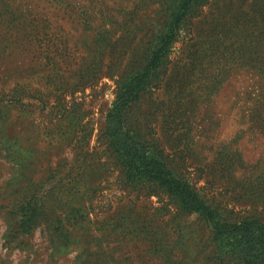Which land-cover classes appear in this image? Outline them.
<instances>
[{
    "label": "rangeland",
    "instance_id": "obj_1",
    "mask_svg": "<svg viewBox=\"0 0 264 264\" xmlns=\"http://www.w3.org/2000/svg\"><path fill=\"white\" fill-rule=\"evenodd\" d=\"M171 1L0 0V264H229L109 133ZM162 61L132 133L220 222L264 223V0H206Z\"/></svg>",
    "mask_w": 264,
    "mask_h": 264
},
{
    "label": "trees",
    "instance_id": "obj_2",
    "mask_svg": "<svg viewBox=\"0 0 264 264\" xmlns=\"http://www.w3.org/2000/svg\"><path fill=\"white\" fill-rule=\"evenodd\" d=\"M206 0H172L170 16L152 43L150 57L144 68L128 76L119 89V95L108 116L112 146L122 158L128 175L143 177L158 183L177 198L189 211L199 212L214 223L223 260L229 264H264V223L255 219L222 223L195 188L170 170L161 157L148 147L139 135L132 133L131 111H125L136 102L150 82L175 40L176 34L190 12ZM136 133V132H135Z\"/></svg>",
    "mask_w": 264,
    "mask_h": 264
}]
</instances>
